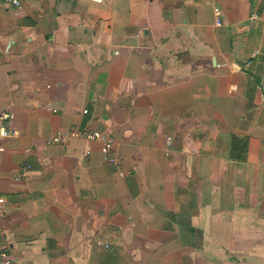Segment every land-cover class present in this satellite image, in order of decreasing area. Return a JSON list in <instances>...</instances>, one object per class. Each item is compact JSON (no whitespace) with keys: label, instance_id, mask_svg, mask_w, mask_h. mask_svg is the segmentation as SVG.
<instances>
[{"label":"crops","instance_id":"crops-1","mask_svg":"<svg viewBox=\"0 0 264 264\" xmlns=\"http://www.w3.org/2000/svg\"><path fill=\"white\" fill-rule=\"evenodd\" d=\"M20 3H0L14 264H264V0ZM69 129L118 162L46 144Z\"/></svg>","mask_w":264,"mask_h":264},{"label":"built area","instance_id":"built-area-1","mask_svg":"<svg viewBox=\"0 0 264 264\" xmlns=\"http://www.w3.org/2000/svg\"><path fill=\"white\" fill-rule=\"evenodd\" d=\"M9 4L15 8H20L21 3L20 0H0V3ZM215 13L219 15L220 9L215 8ZM255 19V17H253ZM216 25L218 27H222L224 25L223 18L218 17L216 19ZM39 111L46 112V113H55L56 110L51 106H40L38 108ZM88 111H84V114H87ZM13 118V114H5L2 115V120L5 121L4 126L1 128V136L10 137L15 134L12 132L11 129V121ZM72 138H84L88 141H98L103 145V153L105 159L110 164H116L118 162L117 157L114 155V146H115V138L109 134H105L99 131H90V130H83L80 131L79 129H69V130H62L56 132L54 135L47 137L46 144L47 145H54V144H66ZM17 181L21 180V177L16 179ZM1 203V201H0ZM109 246L106 245V248ZM0 264H14V260L6 251L0 249Z\"/></svg>","mask_w":264,"mask_h":264}]
</instances>
